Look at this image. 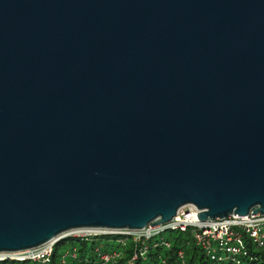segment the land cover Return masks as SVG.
Segmentation results:
<instances>
[{"label": "water", "instance_id": "1", "mask_svg": "<svg viewBox=\"0 0 264 264\" xmlns=\"http://www.w3.org/2000/svg\"><path fill=\"white\" fill-rule=\"evenodd\" d=\"M189 204L264 214V0H0V261Z\"/></svg>", "mask_w": 264, "mask_h": 264}, {"label": "trees", "instance_id": "2", "mask_svg": "<svg viewBox=\"0 0 264 264\" xmlns=\"http://www.w3.org/2000/svg\"><path fill=\"white\" fill-rule=\"evenodd\" d=\"M101 237H107L111 241L102 242ZM73 248L75 256L72 255ZM111 252L119 253L113 264H264V247L257 248L252 243H246L245 253L240 256L239 263L224 254L217 261L211 260L195 245L188 229L155 235L143 242H135L120 235L67 236L53 245L51 264H100L97 253ZM179 253L182 254L181 257ZM15 262L28 264V261L10 260L0 261V264H16Z\"/></svg>", "mask_w": 264, "mask_h": 264}, {"label": "built area", "instance_id": "3", "mask_svg": "<svg viewBox=\"0 0 264 264\" xmlns=\"http://www.w3.org/2000/svg\"><path fill=\"white\" fill-rule=\"evenodd\" d=\"M198 209L189 204L186 208L179 210L178 215L174 216L169 222L161 225L145 227L143 235H137V238H149L153 233H159L166 229H175L191 232L196 245H198L211 260L221 259L224 254L235 261L240 262V256L245 253L246 243H256L259 246L264 245V214L251 211L246 215H230L224 219H213L200 221L196 217ZM92 229L86 230L88 232ZM140 230V231H141ZM99 232L105 233L107 230L101 229ZM81 231L79 233H83ZM53 241H49L34 248L23 251L13 252L11 258L18 261H34L42 264H51L53 252ZM167 245V243H166ZM72 255L75 256V249H72ZM97 253L98 259L102 262L114 261L117 255L106 253ZM181 256V253H179Z\"/></svg>", "mask_w": 264, "mask_h": 264}, {"label": "rangeland", "instance_id": "4", "mask_svg": "<svg viewBox=\"0 0 264 264\" xmlns=\"http://www.w3.org/2000/svg\"><path fill=\"white\" fill-rule=\"evenodd\" d=\"M145 227H148V225H146ZM144 227V228H145ZM143 229V228H142ZM105 230H107L105 233H102V232H99V231H97L96 229H92L91 231H93V232H88V231H84L83 233H72V234H69V235H67V236H83V235H91V236H94V237H97V236H102V235H106V236H108V235H111V236H113V235H120V236H126V237H129V238H131L133 241H135V242H143L144 240H147V239H149V238H151V237H153V236H155V235H164V233H167V232H169V231H173V230H175V229H166V230H164V231H162V232H159V233H153V231H151L150 232V234H152L149 238H144L143 236L142 237H140V238H137V235H143L144 233H143V230H141V229H128V228H123V229H111V228H105ZM141 230V231H140ZM67 236H64V237H62L61 239H63V238H65V237H67ZM193 238V237H192ZM60 239V240H61ZM101 240H102V242H107V241H111V239H109V238H107V237H101ZM194 240V239H193ZM58 242V241H57ZM56 242H54V244H55ZM195 243V242H194ZM250 243H252V244H254V245H256V247L257 248H261V247H264V245H262V246H259V245H257L256 243H253V242H250ZM196 245V244H195ZM196 246H198V245H196ZM199 247V246H198ZM200 248V247H199ZM201 249V248H200ZM204 250V249H203ZM202 249H201V251L203 252V253H205L204 251H203ZM206 255V254H205ZM180 256V255H179ZM181 256H182V254H181ZM180 256V257H181ZM207 256V255H206ZM4 261V260H3ZM16 264H21V262H15ZM26 263H28V264H35L33 261H28V262H26Z\"/></svg>", "mask_w": 264, "mask_h": 264}, {"label": "bare ground", "instance_id": "5", "mask_svg": "<svg viewBox=\"0 0 264 264\" xmlns=\"http://www.w3.org/2000/svg\"><path fill=\"white\" fill-rule=\"evenodd\" d=\"M181 208H179L178 210H177V212H176V214L174 215V216H177L178 215V212H179V210H180ZM258 213V212H257ZM260 213V212H259ZM173 216V217H174ZM214 219H220V218H214ZM208 220H213V219H208ZM94 229H96L97 231L98 230H101V228H94ZM73 232H81V231H86V228H77V229H75V230H72ZM140 252H142V251H140ZM111 254L112 255H119V253H117V252H111ZM102 255H106V253H104V254H102ZM98 261H100V264H113L115 261H107V262H102L100 259H98Z\"/></svg>", "mask_w": 264, "mask_h": 264}]
</instances>
